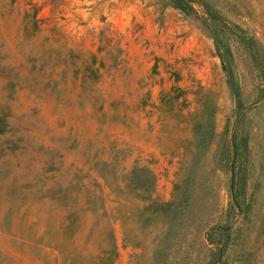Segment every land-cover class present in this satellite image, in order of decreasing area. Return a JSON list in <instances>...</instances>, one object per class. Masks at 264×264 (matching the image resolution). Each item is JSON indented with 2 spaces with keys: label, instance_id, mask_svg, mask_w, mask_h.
Listing matches in <instances>:
<instances>
[{
  "label": "rangeland",
  "instance_id": "rangeland-1",
  "mask_svg": "<svg viewBox=\"0 0 264 264\" xmlns=\"http://www.w3.org/2000/svg\"><path fill=\"white\" fill-rule=\"evenodd\" d=\"M0 0V264H264V0Z\"/></svg>",
  "mask_w": 264,
  "mask_h": 264
},
{
  "label": "trees",
  "instance_id": "trees-1",
  "mask_svg": "<svg viewBox=\"0 0 264 264\" xmlns=\"http://www.w3.org/2000/svg\"><path fill=\"white\" fill-rule=\"evenodd\" d=\"M172 2V4L182 10H184V8H187L188 5L192 2V1H199L200 3H202V5L204 6L205 10L207 13L209 12L208 6L206 5V3H204L202 0H170Z\"/></svg>",
  "mask_w": 264,
  "mask_h": 264
}]
</instances>
